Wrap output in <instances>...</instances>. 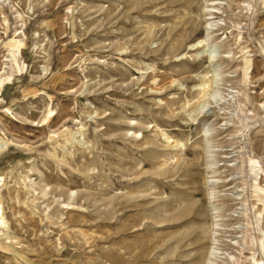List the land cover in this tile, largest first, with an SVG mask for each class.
Instances as JSON below:
<instances>
[{
    "label": "rangeland",
    "instance_id": "374dc122",
    "mask_svg": "<svg viewBox=\"0 0 264 264\" xmlns=\"http://www.w3.org/2000/svg\"><path fill=\"white\" fill-rule=\"evenodd\" d=\"M192 261L264 264V0H0V264Z\"/></svg>",
    "mask_w": 264,
    "mask_h": 264
},
{
    "label": "bare ground",
    "instance_id": "6f19581e",
    "mask_svg": "<svg viewBox=\"0 0 264 264\" xmlns=\"http://www.w3.org/2000/svg\"><path fill=\"white\" fill-rule=\"evenodd\" d=\"M213 6V5H212ZM207 10V9H206ZM214 13H216L215 11H213V10H207L206 11V15H212V14H214ZM215 15H217V14H215ZM210 20V18L209 19H206V21H209ZM206 25H207V27H206V30L209 32V30H210V28H208V26L209 25H211V22H206ZM207 39H205L204 40V42L206 41ZM198 75V74H197ZM211 83H207V84H205L202 88H201V94H200V97H199V99H203V98H205L206 97V95L209 93V90H210V88H211ZM169 212H171V211H169ZM203 212H202V210L199 208V207H197V205L195 204V203H193L192 205H191V207H188V208H183V209H181V211H178V212H176V211H174V212H171L170 213V218L173 220V221H191L192 220V222H194V223H197V225H196V230L194 231V238H193V240L191 239V244L190 245H194L196 248H200V243H202V241L205 239V237H206V235L200 230V228H202V226H201V224H200V222H202L203 220V218H202V216H203V214H202ZM166 217V216H165ZM165 221V220H164ZM178 222V223H179ZM173 223V222H172ZM182 223V222H181ZM203 229V228H202ZM193 236V235H192ZM168 237H169V235H168ZM163 238H165V237H163ZM167 238V237H166ZM182 238V237H181ZM189 238H190V236H189ZM188 238V239H189ZM183 239H185V238H183ZM187 239V240H188ZM182 240V239H181ZM181 240H178V241H176V243L178 242V243H180L179 241H181ZM163 241V240H162ZM183 241V240H182ZM177 243V244H178ZM183 243V242H182ZM181 243V244H182ZM166 246V245H165ZM168 246V245H167ZM179 246V245H178ZM166 248V247H165ZM183 248V247H182ZM200 250V249H199ZM163 251V250H162ZM166 251V250H165ZM198 253V252H197ZM112 259V258H111ZM115 259H116V257H115ZM117 260V259H116ZM119 262V261H118ZM118 262H116V263H118ZM196 263H198V262H194V261H192L191 262V264H196Z\"/></svg>",
    "mask_w": 264,
    "mask_h": 264
}]
</instances>
